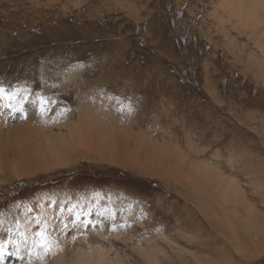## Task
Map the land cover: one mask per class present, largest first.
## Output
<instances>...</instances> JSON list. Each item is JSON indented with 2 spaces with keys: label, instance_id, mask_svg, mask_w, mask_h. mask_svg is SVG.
Masks as SVG:
<instances>
[{
  "label": "rangeland",
  "instance_id": "1",
  "mask_svg": "<svg viewBox=\"0 0 264 264\" xmlns=\"http://www.w3.org/2000/svg\"><path fill=\"white\" fill-rule=\"evenodd\" d=\"M224 1L0 0L6 120L66 135L119 126L171 148L140 149L160 159L154 166L163 161L157 173L164 177L80 157L20 178L0 171V243L13 257L3 264H65L81 242L110 252V261L136 258L145 246L172 264H197L199 254L213 258L200 228L202 239L227 247L233 264H264V253L235 250L232 232L244 246L251 240L239 219L225 217L232 205L215 192L206 199L204 179L187 185L166 175L169 165L183 176L215 171L245 194L241 206L255 215L252 224L264 223V5ZM118 136L113 130L106 139ZM180 226L190 233L180 235Z\"/></svg>",
  "mask_w": 264,
  "mask_h": 264
},
{
  "label": "bare ground",
  "instance_id": "2",
  "mask_svg": "<svg viewBox=\"0 0 264 264\" xmlns=\"http://www.w3.org/2000/svg\"><path fill=\"white\" fill-rule=\"evenodd\" d=\"M230 2L231 0H225L222 3V5L228 6ZM261 3L264 5V0H261ZM248 9H249L248 7H245L246 11ZM263 35H264V32H263ZM13 123H15L14 120H6V117H3L2 113L0 112V133L2 134V132H4L3 133L4 135L3 134L1 135L2 136L1 138L3 139V140L1 139V141L3 142L0 143V171L8 170L10 174L17 176V178L33 175L43 170L54 169L62 165H68L72 160L74 159L76 160L79 157L86 158V159L93 158V159H97L100 161L106 160L113 164L129 165V166H132L134 170L142 171L145 174H150V175L156 174L155 175L156 177L157 176L164 177L163 173L162 174L157 173V170L161 171V168H163V166L161 165V162L163 161L160 162L159 167H156L157 165L154 166V164H156V162L160 159L156 158L154 154H152V157H151L153 158V155H154L155 156L154 159H149L145 156V154L142 153L140 149L142 148L147 152L148 146L158 145V146H155L152 150L154 152H157V151L159 152L161 151L163 153L165 152L166 154L167 149H169L170 147L169 148L167 147V149L164 150L163 145H167L165 142H162V146H159L161 144H159L157 141L156 142L153 141L148 136L144 142H141L139 139L133 137L132 132H131L132 129L127 130L124 128L121 130L119 126H115L111 130H107L106 128L102 130L103 132L102 131L93 132L90 127L85 126V127H82L81 129L80 128L70 129L68 130L69 133H67L66 135L62 131H58L57 133H55L53 128L51 129L48 128V131L44 133H38L37 131L39 130V128L38 129L36 128V130L32 132L31 127L29 125L15 126L14 124L15 126L14 127L12 125ZM5 124H6V127H5ZM4 128H5V131H4ZM40 130L42 131V129ZM113 130H118L121 136L114 137L113 140L106 139V136ZM31 133L35 134V136H32L33 140L28 137V135ZM24 139H31L32 141L26 143ZM181 155L182 154H180V156ZM149 156H151V154ZM173 158L175 159V157ZM181 158H183V155ZM181 158H179V160ZM166 160L167 159H165V161ZM179 160L177 159V161ZM147 161H151V165H147V163L145 166L138 164V162L142 163V162H147ZM169 162L170 160L167 163ZM183 164H184V161H183ZM178 171L179 170L176 171L175 169H173L172 165H169L166 170V173H167L166 175L169 174L170 178H172L171 177L172 174L174 175V177L181 175L183 178H185L183 179V181H185L187 185L191 183H193L194 185H197L198 183H195V180L200 181V178H202L207 183V184L205 183L206 185L205 184L202 185V186L204 185L206 186L205 189L202 188L203 193L206 196V199L208 197L210 198L211 194H213L214 197H216L215 195L216 193L218 194L217 199L221 201V203L226 204V205L227 204L232 205L233 208L230 209V212L227 213L225 217L232 218L233 216L239 219L238 221L241 223V226L243 225L244 227L243 230L246 235V238L245 237L244 238L245 239L248 238L251 240L249 244L247 243L249 246H246V243L244 246L240 242V239H239L240 235L238 237L237 234L235 235L232 232V237L230 238V240L236 245V248L234 247L236 251H238L239 247L241 246L243 249H245L246 252L248 253L250 252L251 254L254 252V250H256L257 253L256 254L253 253L252 257L257 256L258 254L260 255L264 253V223L259 224V225L256 223L252 224L251 220H254L257 222L255 215L251 212L249 208H244V209L242 208L241 206L242 201L244 202L246 201V199L244 200L245 194H243L242 190L237 189V186L236 188H234L235 186L233 187V185H235V184H232L233 181L232 182L229 181L230 183L228 184L227 182L228 179L226 180V177L222 176V178L224 179V182H222L220 178L214 177L212 174H217L219 177H221V175L212 170H209L208 173H205V174H202V171L197 172V170H194L193 172L194 176H192V174H187L186 176H183V174ZM165 179L168 182H171L170 179L164 178V180ZM247 203H248V200H247ZM250 205L252 204L250 203L249 206ZM238 207L239 208L241 207L244 213L243 215H241V212H238L239 210ZM260 217L261 219L264 218L262 216ZM228 220L226 221L224 220V218H222L221 225L224 224L227 228L234 229V227H236L234 224V221H231L230 223L231 225H230L229 223H227ZM190 226H191L190 228L193 230L196 224L191 222ZM185 228L186 227L184 226L183 227L180 226V230H179L180 235L190 233V232H186ZM188 231H190V229ZM199 234H200L202 243L207 245L208 249L212 251L211 255H213V258H208L205 256L203 258L202 254H199L198 256H196V259H195L197 260V264H233L232 260L228 256L227 247H224L222 243H220L217 239L213 238L212 236H207L206 238L202 239V237L204 236V232L202 228L199 229ZM80 244H83V243L81 242ZM80 244L79 246H76V247L74 246V248L71 251V256H69L70 258L68 257L69 260L68 262H65V264H172L173 263L172 262L173 258H170V257H167L166 259H159L158 254L152 250V249H156L157 247L150 248V247H145V246H138L139 248L136 249L138 256H136V258H134L133 255H130V254H126L123 257L116 255L114 259L110 261L108 258V254L110 252L109 253L106 252L105 249L100 248V247L99 248L94 247L90 242H87L86 247ZM70 247H71V244H70ZM69 249L70 248L67 249L68 253H69ZM179 249L180 251L185 250L184 248H179ZM159 251H162V250L159 249ZM187 251H189L191 255H193V252L191 250H187ZM198 252H199V249H198ZM58 254L59 253H57V255ZM57 257L59 258L60 256H55V258ZM178 258L184 259L185 257L180 255L178 256ZM59 260L61 262L62 257H60ZM166 261H169V262H166ZM182 263L190 264V261L182 260Z\"/></svg>",
  "mask_w": 264,
  "mask_h": 264
},
{
  "label": "snow or ice",
  "instance_id": "3",
  "mask_svg": "<svg viewBox=\"0 0 264 264\" xmlns=\"http://www.w3.org/2000/svg\"><path fill=\"white\" fill-rule=\"evenodd\" d=\"M77 219H79V216H77ZM7 250L8 243H0V264H3V256L7 253Z\"/></svg>",
  "mask_w": 264,
  "mask_h": 264
}]
</instances>
